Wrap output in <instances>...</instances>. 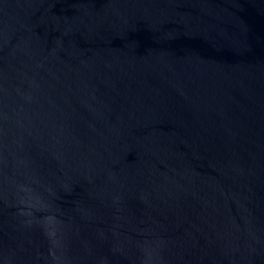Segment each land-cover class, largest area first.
<instances>
[{"label": "water", "instance_id": "95a60500", "mask_svg": "<svg viewBox=\"0 0 264 264\" xmlns=\"http://www.w3.org/2000/svg\"><path fill=\"white\" fill-rule=\"evenodd\" d=\"M0 264H264V0H0Z\"/></svg>", "mask_w": 264, "mask_h": 264}]
</instances>
